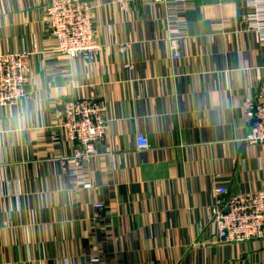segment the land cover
<instances>
[{
  "label": "crops",
  "instance_id": "crops-1",
  "mask_svg": "<svg viewBox=\"0 0 264 264\" xmlns=\"http://www.w3.org/2000/svg\"><path fill=\"white\" fill-rule=\"evenodd\" d=\"M47 2L0 0V51L26 48L32 67L28 95L0 108V264H264V237L216 241L204 212L214 183L264 189V146L244 139L243 105L264 88L246 0H189L180 59L165 49L164 7L140 1L100 3L104 49L59 57ZM78 96L108 106L110 129L77 176L58 163L74 144L54 123Z\"/></svg>",
  "mask_w": 264,
  "mask_h": 264
},
{
  "label": "built area",
  "instance_id": "built-area-1",
  "mask_svg": "<svg viewBox=\"0 0 264 264\" xmlns=\"http://www.w3.org/2000/svg\"><path fill=\"white\" fill-rule=\"evenodd\" d=\"M140 1L143 4L161 3L165 9L166 36L163 39L167 54L180 59L182 42L188 36L187 21L189 0H48L44 7L43 23L53 40L54 52L59 57L93 59L104 49L97 29V10L100 3L123 10ZM250 11L246 15L247 27L264 44V0H246ZM130 44L120 45L125 54ZM31 51H0V108L15 106L28 95L32 67ZM133 68L132 63H127ZM244 113L249 121L245 141L264 146V88L248 96ZM58 116L54 126L61 129L74 147L68 155L58 160L62 170L80 175L82 164L98 155L99 145L110 129L108 106L91 96L68 97L58 103ZM139 150L148 149L150 141L145 133L136 134ZM84 188L91 189L87 181ZM213 202L205 204L206 227L216 241L240 243L264 237V189L244 188L234 193L224 183L211 187ZM95 217L105 209L103 201H97ZM92 262H99L93 257Z\"/></svg>",
  "mask_w": 264,
  "mask_h": 264
}]
</instances>
